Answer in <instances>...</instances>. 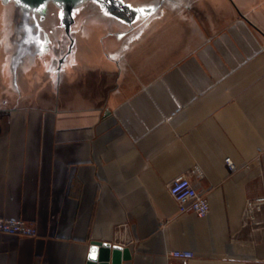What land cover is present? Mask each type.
Here are the masks:
<instances>
[{
  "label": "crops",
  "instance_id": "crops-1",
  "mask_svg": "<svg viewBox=\"0 0 264 264\" xmlns=\"http://www.w3.org/2000/svg\"><path fill=\"white\" fill-rule=\"evenodd\" d=\"M99 29L0 91V216L37 229L0 232V264H88L94 240L128 247L121 264H264V207L244 215L264 194V0ZM182 174L206 216L179 212Z\"/></svg>",
  "mask_w": 264,
  "mask_h": 264
},
{
  "label": "rangeland",
  "instance_id": "rangeland-1",
  "mask_svg": "<svg viewBox=\"0 0 264 264\" xmlns=\"http://www.w3.org/2000/svg\"><path fill=\"white\" fill-rule=\"evenodd\" d=\"M86 5L79 0H0V91L16 88L12 67L19 58L29 73L60 68V62L54 68L50 64L52 48L64 36L74 38L84 26L94 24L95 14ZM20 52L24 56H18Z\"/></svg>",
  "mask_w": 264,
  "mask_h": 264
},
{
  "label": "water",
  "instance_id": "water-1",
  "mask_svg": "<svg viewBox=\"0 0 264 264\" xmlns=\"http://www.w3.org/2000/svg\"><path fill=\"white\" fill-rule=\"evenodd\" d=\"M84 1L91 14H95L92 22L94 24H87L83 27L82 33L75 35L74 38H61L58 40L57 47L52 48V58L62 64L66 59L73 42L76 40H83L87 36H96V31H100L99 27L105 24H147L154 18L161 16L165 7L171 4L173 0H79ZM151 7V12L142 13L139 9H146ZM245 17V16H243ZM97 23V24H95ZM33 35L38 36V33ZM99 36V35H97ZM58 50V51H57ZM25 53L20 52L18 56L22 57ZM22 59L15 61L12 67V72L15 75L16 88L19 90V76L24 74L26 76L32 75L35 70L30 73L22 66ZM47 70V69H46ZM95 249L94 257H92V250ZM130 255L128 247H119L112 245L111 242H102L94 240L91 242L88 253V264H121L123 259H127Z\"/></svg>",
  "mask_w": 264,
  "mask_h": 264
},
{
  "label": "built area",
  "instance_id": "built-area-1",
  "mask_svg": "<svg viewBox=\"0 0 264 264\" xmlns=\"http://www.w3.org/2000/svg\"><path fill=\"white\" fill-rule=\"evenodd\" d=\"M225 164L229 169L235 166L230 157L225 158ZM168 191L175 200L179 212H192L199 217L209 213L208 199L201 190L194 184L189 174H182L171 180L168 184ZM264 207V194L248 199L245 207V219L253 220L254 215ZM0 232L21 236H34L37 234L36 227L25 220L0 216ZM168 256L177 259L193 258L194 253L190 250L175 249L168 252Z\"/></svg>",
  "mask_w": 264,
  "mask_h": 264
},
{
  "label": "snow or ice",
  "instance_id": "snow-or-ice-1",
  "mask_svg": "<svg viewBox=\"0 0 264 264\" xmlns=\"http://www.w3.org/2000/svg\"><path fill=\"white\" fill-rule=\"evenodd\" d=\"M17 2L19 3L20 0H17ZM152 10L153 9L151 7L146 8V9H143V8L142 9H139V11L142 12V13L151 12ZM41 48H42V51H43V45L41 46ZM94 254H95V249L92 250V253H91L92 257H94Z\"/></svg>",
  "mask_w": 264,
  "mask_h": 264
}]
</instances>
